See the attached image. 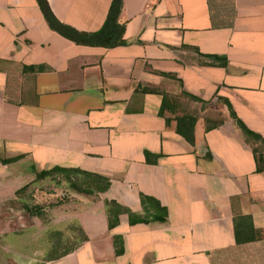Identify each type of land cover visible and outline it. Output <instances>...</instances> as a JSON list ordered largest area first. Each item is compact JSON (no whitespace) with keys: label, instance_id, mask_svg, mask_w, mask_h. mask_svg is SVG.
Wrapping results in <instances>:
<instances>
[{"label":"crops","instance_id":"crops-1","mask_svg":"<svg viewBox=\"0 0 264 264\" xmlns=\"http://www.w3.org/2000/svg\"><path fill=\"white\" fill-rule=\"evenodd\" d=\"M46 2L92 31L110 0ZM117 21L123 43H76L37 0H0V207L53 165L109 180L0 218V264H264V143L236 120L264 139V0H121ZM143 86L199 98L180 97L196 115L191 141ZM109 200L121 206L110 226Z\"/></svg>","mask_w":264,"mask_h":264},{"label":"trees","instance_id":"trees-1","mask_svg":"<svg viewBox=\"0 0 264 264\" xmlns=\"http://www.w3.org/2000/svg\"><path fill=\"white\" fill-rule=\"evenodd\" d=\"M42 13L48 22V24L58 31L63 36L73 40L76 43H83V44H90V45H102V46H113L116 44H121L124 42L122 38V31H123V24L117 21V14L119 12L121 6V0H110L105 18L101 23L100 27L92 30V31H81L76 30L75 28L60 22L57 18L53 16L51 13L46 0H37ZM207 57L211 58H218L216 55H209V54H202ZM219 63H223L224 59L221 57L218 59ZM168 77L175 78L172 74H163ZM143 91H152L157 92L161 95V100L157 109V113L162 114L164 110L170 112L172 114L171 118L174 119V129L177 133L183 136L186 140H192V128L193 123L195 121L196 115L192 112L185 110L182 106L184 104V100H181L180 97H183L187 100H198L199 98L189 92L181 89L178 93L172 94L163 89H160L156 86H143ZM182 102V103H181ZM179 111V112H177ZM229 114L233 116L231 110H229ZM169 117H165L168 120ZM237 123L241 128L242 132L250 136L252 138L258 139L260 143H264V139L258 136L257 134L249 131L237 118ZM255 156V164L257 169H264V154L255 148L254 150ZM8 159L5 157H1V162H6ZM44 176H48L49 178L56 177L57 181L63 180L67 183V187L73 191H80L91 194L96 191H101L105 189L108 184L109 180L107 177L86 172L80 170L76 167H64L59 165H53L46 169H41L35 172V178H41ZM29 184H23L19 188L15 190V195L20 196L22 191L26 189ZM21 197V196H20ZM65 198V197H64ZM63 197H59L56 202L59 203L64 199ZM140 200L142 202H147L150 206L154 208V213L150 216L151 219L154 220H163L165 217V208L160 205L157 200L153 197L147 195H140ZM108 209L113 214V218L108 219V225H112L116 220V213L121 210V206L116 203L114 200L107 201ZM24 209L29 214H39L41 212V208L43 205L34 204L31 206L23 205ZM135 219L138 220H145L143 217H133L129 218V221H133ZM250 228V227H249ZM235 236L238 238L236 232ZM113 242L115 245L114 251H120V247L117 245L118 240L113 238Z\"/></svg>","mask_w":264,"mask_h":264},{"label":"rangeland","instance_id":"rangeland-1","mask_svg":"<svg viewBox=\"0 0 264 264\" xmlns=\"http://www.w3.org/2000/svg\"><path fill=\"white\" fill-rule=\"evenodd\" d=\"M257 148H261V144L257 143ZM69 192H74L67 187V183L63 180L57 181L56 177L49 178L39 187L34 184H29L24 191L20 194L21 199L14 197L12 199L4 200L0 207V218L13 217L15 222L21 217H28L29 214L23 207V205L32 206L34 204H41L43 207H52L57 204L56 200L59 197H65L66 199L70 196ZM77 195L84 194V192L76 191ZM18 196V195H17ZM23 208V210L21 209ZM21 219V218H20Z\"/></svg>","mask_w":264,"mask_h":264}]
</instances>
